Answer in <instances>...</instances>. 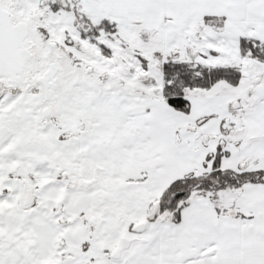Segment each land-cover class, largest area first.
Instances as JSON below:
<instances>
[{
	"label": "snow or ice",
	"instance_id": "snow-or-ice-1",
	"mask_svg": "<svg viewBox=\"0 0 264 264\" xmlns=\"http://www.w3.org/2000/svg\"><path fill=\"white\" fill-rule=\"evenodd\" d=\"M0 264H264V0H0Z\"/></svg>",
	"mask_w": 264,
	"mask_h": 264
}]
</instances>
